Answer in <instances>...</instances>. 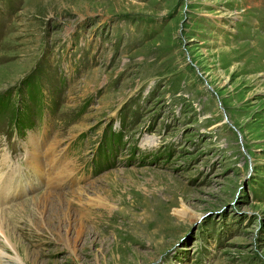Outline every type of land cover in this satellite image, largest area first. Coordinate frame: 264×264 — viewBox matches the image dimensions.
Masks as SVG:
<instances>
[{"label":"rangeland","instance_id":"obj_1","mask_svg":"<svg viewBox=\"0 0 264 264\" xmlns=\"http://www.w3.org/2000/svg\"><path fill=\"white\" fill-rule=\"evenodd\" d=\"M0 257L264 264V0H0Z\"/></svg>","mask_w":264,"mask_h":264},{"label":"bare ground","instance_id":"obj_2","mask_svg":"<svg viewBox=\"0 0 264 264\" xmlns=\"http://www.w3.org/2000/svg\"><path fill=\"white\" fill-rule=\"evenodd\" d=\"M239 50V49H238ZM238 52V51H237ZM233 53V52H232ZM239 54V53H238ZM232 60V59H231ZM234 60V59H233ZM245 68V67H244ZM241 69V68H240ZM242 70V69H241ZM239 71V69H238ZM243 72V71H242ZM241 73V71H240ZM244 73V72H243ZM39 151L36 150V149H33L30 156H31V161L33 163V166H34V169H36L38 171V169H40V162H39ZM50 160V164L53 163L54 161V158L52 159H49ZM57 168V166H55L54 164L52 165V169L48 172H43V171H38L39 173L41 172L42 173V176L45 177L48 181H49V185H54L56 184L57 182L60 183L61 180H63V177L64 175L62 173H59V177L58 178H54L55 175L58 176V174H53L54 176H52V173L54 172V170ZM41 175V174H39ZM56 177V176H55ZM9 178V177H8ZM3 182H5V184L9 185L8 189H10V185H11V182L12 181H9V179H7V177H5V179L2 180ZM10 182V183H9ZM13 187V186H12ZM2 188V187H1ZM16 190V189H15ZM48 195H53L54 198L56 197L57 199L58 198H61V195L56 193L54 194L53 192H48L47 194H45L44 196H48ZM60 196V197H59ZM62 201V199H61ZM2 258V257H0Z\"/></svg>","mask_w":264,"mask_h":264}]
</instances>
